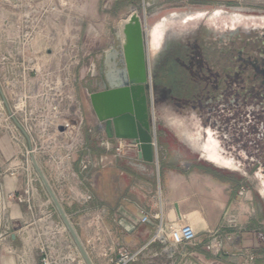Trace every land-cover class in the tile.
Masks as SVG:
<instances>
[{
    "label": "crops",
    "instance_id": "0c3cea01",
    "mask_svg": "<svg viewBox=\"0 0 264 264\" xmlns=\"http://www.w3.org/2000/svg\"><path fill=\"white\" fill-rule=\"evenodd\" d=\"M7 112L6 107L1 110L3 117ZM11 126L0 123V229L13 228L9 240L13 251L8 253L0 245V264H17L19 258L39 264L22 225L35 220L34 200L40 191L32 188L29 194L25 179L10 171L15 160L17 165L22 163L17 132ZM162 132L165 134L164 129ZM188 141L186 136L189 147ZM156 148L161 156L153 163L143 162L137 154L133 160L104 149H99L105 152L97 156L90 155L93 171L85 175L91 179L92 200L89 206L67 209L89 258L102 262L101 256L107 255L116 260L119 253L126 252L134 256L128 264H180L181 260L239 264L242 252L248 251L255 255V264H264V197L246 183L250 178L240 175L229 187L227 179L206 171V161L199 155L191 159L183 153L180 163L185 168L180 170L167 167V146L157 140ZM178 152L182 153V148ZM79 176L85 177L82 172ZM47 179L52 186V179ZM55 195L59 201L65 197L57 190ZM48 217L52 224H59L47 202ZM184 217L188 219L184 233L190 237L182 241L180 223ZM93 239L96 249L91 251ZM217 241V260L209 261V247Z\"/></svg>",
    "mask_w": 264,
    "mask_h": 264
},
{
    "label": "rangeland",
    "instance_id": "374dc122",
    "mask_svg": "<svg viewBox=\"0 0 264 264\" xmlns=\"http://www.w3.org/2000/svg\"><path fill=\"white\" fill-rule=\"evenodd\" d=\"M49 6L55 7V11L47 14V7ZM28 10L37 12L33 17H41V20L37 35L33 40V50L24 54L35 56L40 70L46 71L47 75L53 77L47 83V89L56 86L53 79L55 76H59L63 94L62 104L59 107L54 106L52 99H48L45 103L37 99L25 101L26 107L29 110L33 108L34 104H37L40 108H45L47 105V111L53 107L56 110L57 108L61 111L64 110L65 117L69 119V121H65L69 131L75 130L73 125L78 124L77 127L80 128L83 139L82 146L73 154L70 163L64 165L65 170L61 172L57 171L55 165L51 162L52 160L50 161L51 156L59 157L61 153L58 148L47 145L46 135L39 133L38 120L35 122L36 127L32 126L34 130L32 136L35 143L31 145V151L27 143L24 142L22 135L18 132L15 134L16 143L20 146L21 155H19V160L22 161L18 164L15 172H18L25 179L29 194L32 188L40 191L35 196V207L32 206L35 220H29L22 225L26 229L25 234L27 233L26 235L30 237L33 245V226H35L34 224L38 218L47 215V202L51 203L54 219L60 225H62V222L31 163V155L47 182V178L52 179L53 187L51 184L49 185L54 194L56 190L64 193L63 200L58 201L72 223L74 221L67 213V209L72 208L74 205L78 206V204L85 207L89 206L88 204L92 200L91 179L85 174L93 171V160L91 158L96 155L97 150L104 149L108 152H115L116 155L133 160L136 157L135 152L125 151V149L118 153L115 149L116 144L106 140L103 129L101 127L100 130L97 129L98 120L89 100L90 94L101 87V85H98V80L103 53L118 44L116 33L120 21L127 18L131 12H137L143 30L147 35L149 63L152 65L161 43L162 34L166 31L178 34L186 32L188 29L205 27L226 32L227 30L238 32L240 39L253 38L264 31V0H0V83L4 77L1 69L3 59L14 54L10 50L11 42H9L12 37L7 31L16 30L18 23L20 24V21H22L19 17ZM149 26L158 29L160 33L158 39L152 38L150 40ZM19 27L21 28L20 25ZM23 30L28 31L25 28ZM45 36H47L46 39ZM17 70L15 69V71ZM66 79H68L67 83L62 81ZM22 86L19 84L16 91L21 92L22 89L20 88ZM29 89L30 87H28ZM6 101L8 106L11 107L12 100L8 97ZM151 112L155 126V139L167 146L165 152H167V161L170 162L167 167L183 170L185 167L180 163L183 153H188L191 159L198 158V155L192 153L193 151L186 145L185 137L191 135L204 141L205 137L202 131L195 127L194 121L189 115L179 117L156 105H152ZM79 123H81L80 127ZM162 127L165 134L160 132ZM8 130L11 131V128ZM92 148H95V150L94 154L91 155ZM179 148H182V153L178 152ZM158 156H161L160 153ZM16 164L12 165V168H15ZM230 167L231 170H219L222 172L230 171L231 176H229L227 182L229 187H232L236 183L235 179L240 178V175L233 170L232 165ZM58 172L61 173L62 178L59 176L61 180L58 178ZM80 172L85 176L84 179L79 176ZM70 173L77 176V181L68 175ZM246 183H249L250 187L258 188V184L253 177H250L249 182ZM71 191L76 194L84 192L90 198L83 204L75 198L73 199ZM200 208L203 212L202 205ZM187 220V217H184L181 221L180 226L182 229L188 225ZM216 220H218V217ZM62 226L64 227V225ZM72 226L74 227L73 224ZM12 230L13 228L9 230L1 228L0 238H5L12 233ZM65 233L69 237L71 246L75 248L66 230ZM182 241H185L184 238H182ZM33 248L36 251L35 245ZM210 254L209 261H216L219 253ZM37 259H39L38 254ZM90 260L92 264L98 262L92 260L91 257ZM180 264L193 263L181 260ZM194 264L205 263L198 260Z\"/></svg>",
    "mask_w": 264,
    "mask_h": 264
},
{
    "label": "flooded vegetation",
    "instance_id": "af4514ba",
    "mask_svg": "<svg viewBox=\"0 0 264 264\" xmlns=\"http://www.w3.org/2000/svg\"><path fill=\"white\" fill-rule=\"evenodd\" d=\"M239 35L205 27L166 31L153 65L148 58L141 98L154 135L152 105L189 115L205 137L186 135L189 148L206 161V171L229 179L230 171L221 170L232 165L239 175L253 177L264 197V31L253 38ZM159 37L156 28L151 39Z\"/></svg>",
    "mask_w": 264,
    "mask_h": 264
},
{
    "label": "built area",
    "instance_id": "2783aa9c",
    "mask_svg": "<svg viewBox=\"0 0 264 264\" xmlns=\"http://www.w3.org/2000/svg\"><path fill=\"white\" fill-rule=\"evenodd\" d=\"M54 11L55 7H47V14ZM35 14H37V12H30L28 10L19 17L22 21H20V24L18 23L16 30H13L12 32L7 31L12 37L9 42H11L10 50L13 51L14 54L3 59L2 62L1 69L4 77L0 83V123L7 124L8 122L12 125L11 128H13L14 131L22 135L13 122L14 119L27 135L28 141L23 135L22 138L26 140L28 148L30 147L29 150L31 151V145L35 143L32 136V134L34 135L32 126L36 127L35 122L38 120L39 127H37L40 131L39 133L44 136L46 135L47 145L58 148L61 153L59 157L51 156L50 161L52 160L51 162H53L57 171L59 170L62 172L65 170L64 165L70 163L73 154L82 146L83 139L80 134V128L77 127L78 124L73 125L75 130L69 131L66 125V122L67 120L69 121V119L65 117L64 110H62V112L61 110H58V108L56 110V108L53 107L51 110L47 111V105L45 108H40L37 104H34L33 108L29 110L26 107L25 101L35 99L40 102L43 101V103H45V101L47 102L48 99H52L54 106L59 107L62 104L61 101L63 94L62 87H60L59 76H55L53 79L55 80L56 86L47 89V83L51 81L53 77L49 74L47 75L46 71L40 70V66L38 65L35 56L24 54L33 50V40L39 29L41 17H33ZM24 28L28 29V31H24ZM46 38L47 36H45V39ZM29 39H31L30 42H28ZM15 69L18 70L15 71ZM62 81L67 83L68 79ZM19 84L23 85L20 88L22 89L21 92L16 91ZM28 87H30L29 90ZM8 97L12 100L11 107L8 106L6 101ZM5 104L7 105L8 112L3 117L1 110H4ZM80 124L81 123H79V127ZM115 144V149L118 153L122 152L124 149L125 151L135 152L137 155L139 153L137 145L131 141L116 140ZM16 163L15 160V164ZM16 168H18L17 164L15 165V168H11L10 171L15 172ZM57 174L58 178L59 176L62 178L60 172ZM68 175L77 181V176L74 173ZM59 180L61 179L59 178ZM71 196L73 199L75 198L78 202L83 204L90 198L88 194L84 192L76 194L71 191ZM34 225L33 241L39 256V264H84L76 247L73 248L71 246L69 237L65 233L66 229L62 226L63 224H52L50 218H47V215H44L38 218ZM159 231H161V227L159 228ZM180 236L181 239H188L190 234L184 233L183 228L180 232ZM9 240L10 234L5 238H0V245L6 247L7 251H9L8 253H12L13 249L9 245ZM94 242L93 239L92 243L89 245L91 251L96 249ZM209 250L213 254H218L220 252V243L217 241L211 244ZM101 257H103V260L102 262H98L100 264H128L134 260V256L129 255L126 252L119 253L116 260L108 259L107 255ZM255 258V255L251 252H242L241 262L239 264H255ZM17 264L29 263L24 259L19 258Z\"/></svg>",
    "mask_w": 264,
    "mask_h": 264
},
{
    "label": "water",
    "instance_id": "95a60500",
    "mask_svg": "<svg viewBox=\"0 0 264 264\" xmlns=\"http://www.w3.org/2000/svg\"><path fill=\"white\" fill-rule=\"evenodd\" d=\"M146 36L136 11L119 22L116 33L118 44L103 53L99 68L102 85L90 94L89 100L108 140L135 143L139 150L138 158L145 163H153L158 159L156 139L147 121L144 99L141 98L149 58ZM13 122L28 141L19 124L14 119ZM31 163L84 264H92L64 208L32 155Z\"/></svg>",
    "mask_w": 264,
    "mask_h": 264
},
{
    "label": "bare ground",
    "instance_id": "6f19581e",
    "mask_svg": "<svg viewBox=\"0 0 264 264\" xmlns=\"http://www.w3.org/2000/svg\"><path fill=\"white\" fill-rule=\"evenodd\" d=\"M148 30H149V35H150V40H151V32H153V30H156V27L154 28V27H150L149 26V28H148ZM158 35V34H157ZM151 49V48H150ZM190 142V141H189ZM190 145V144H189Z\"/></svg>",
    "mask_w": 264,
    "mask_h": 264
},
{
    "label": "trees",
    "instance_id": "16d2710c",
    "mask_svg": "<svg viewBox=\"0 0 264 264\" xmlns=\"http://www.w3.org/2000/svg\"><path fill=\"white\" fill-rule=\"evenodd\" d=\"M94 150H95V148H92V149H91V155L94 154ZM102 152H104V151H101V150L98 149L97 152H96V154H97V153L99 154V153H102ZM67 211H68V210H67Z\"/></svg>",
    "mask_w": 264,
    "mask_h": 264
}]
</instances>
